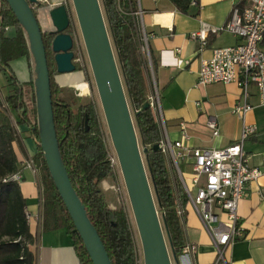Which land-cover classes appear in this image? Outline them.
I'll return each mask as SVG.
<instances>
[{
	"label": "trees",
	"instance_id": "trees-1",
	"mask_svg": "<svg viewBox=\"0 0 264 264\" xmlns=\"http://www.w3.org/2000/svg\"><path fill=\"white\" fill-rule=\"evenodd\" d=\"M171 1L183 13L191 16L198 14V0H194L195 4H192V0ZM100 3L136 134L143 149L157 210L163 217L172 255L179 258L183 254L185 237L184 227L175 212V198L177 195L183 196V189L177 181H173L168 160L158 147L160 128L154 109L147 105L150 76L148 60L141 51L140 21L135 14L139 1L100 0ZM244 5L245 0L240 7ZM33 11L38 18L35 8ZM6 27L11 28L13 33H8ZM40 27L50 75L56 135L72 186L84 204L111 264H139L135 229L127 209L124 206L111 209L100 188V182L113 171L108 160V134L98 106L95 101H90L74 109L59 97L60 88L54 80L58 72L52 49L53 39L58 32L53 26L47 28L40 23ZM64 32L72 36L74 52L71 19ZM149 52L154 68L150 48ZM24 56L32 59L26 33L6 0H0V72L4 74L7 87L4 94L0 92V264H37L36 254L30 249L36 244L37 235L30 231L25 215L26 200L19 182L4 181L20 170L16 149L21 154L25 153L17 129L20 124L28 126L38 147L34 160L43 185L42 230L64 228L72 240L78 264H93L55 188L39 146L34 72L33 79L22 83L10 66L11 61ZM75 58L74 54L73 61ZM74 64L75 71H85L79 64Z\"/></svg>",
	"mask_w": 264,
	"mask_h": 264
},
{
	"label": "crops",
	"instance_id": "crops-1",
	"mask_svg": "<svg viewBox=\"0 0 264 264\" xmlns=\"http://www.w3.org/2000/svg\"><path fill=\"white\" fill-rule=\"evenodd\" d=\"M138 1L154 58L153 75L169 139H182L187 147L221 149L240 137L245 122L255 127V133L243 145L248 164L261 167L264 155V105L259 103L255 87H250L246 103L251 108L246 111L243 121L234 112V107L244 101L242 90L236 82L209 85L198 82L201 61L210 58L214 48L243 43L242 38L220 29L230 18L236 0H198L196 16L181 12L171 0ZM60 2L38 1V6L34 8L39 22L42 20L41 25L47 28L52 26L47 13ZM202 24L218 28L217 32L208 33L204 46L189 38V33L199 29ZM11 30L9 28L7 32ZM179 59L184 61L182 66L178 65ZM10 66L20 82L30 80L27 57L11 61ZM2 80L5 91L7 87L4 78ZM210 117L218 123L219 135L216 137L206 126ZM181 122L185 123L186 137L181 133ZM17 129L25 151L21 154L16 149L20 161L19 185L26 200V210L32 215L30 231L37 235V242L30 249L36 254L37 264H78L72 240L64 228L38 232L35 216L41 210L39 187L36 174L25 166L28 157L38 155V147L26 124L18 125ZM189 162V158L181 160L183 170L191 168ZM246 186L248 195L239 202L237 209L244 235L225 249L227 264H264V172L257 179L248 181ZM184 237L185 241L195 245V253L193 256L183 253L180 264L215 263V247L191 207L186 210Z\"/></svg>",
	"mask_w": 264,
	"mask_h": 264
},
{
	"label": "water",
	"instance_id": "water-1",
	"mask_svg": "<svg viewBox=\"0 0 264 264\" xmlns=\"http://www.w3.org/2000/svg\"><path fill=\"white\" fill-rule=\"evenodd\" d=\"M6 2L26 33L33 59L39 146L50 177L92 263L111 264L105 246L72 186L59 149L46 52L40 23L33 11L38 0ZM72 4L108 133L118 158L142 246L143 262L172 264L100 0H72ZM48 14L52 26L58 32L52 42L57 72H74L73 38L64 32L70 24L68 9L60 4L51 7ZM161 220L164 224L162 216ZM174 261L180 264L179 258L174 257Z\"/></svg>",
	"mask_w": 264,
	"mask_h": 264
},
{
	"label": "built area",
	"instance_id": "built-area-1",
	"mask_svg": "<svg viewBox=\"0 0 264 264\" xmlns=\"http://www.w3.org/2000/svg\"><path fill=\"white\" fill-rule=\"evenodd\" d=\"M39 1V0H38ZM236 0L230 18L220 28L243 39V43L233 46L218 47L212 50L208 59H202L198 72V82L209 85L216 82H236L242 90L243 103L234 107V112L244 121V115L251 106L246 103L250 87H255L259 103L264 105V0ZM192 4H195L194 1ZM35 6V5H34ZM139 18L142 32L141 51L146 56L149 66L150 91L147 97L149 105L154 109L160 128L158 147L168 160L173 181H177L183 196L175 198V212L183 227L186 223V210L191 207L198 216L202 228L208 233L216 250L214 264L226 263L225 249L244 235V228L238 214V204L248 195L247 182L257 179L264 172V155L261 167H251L244 150L245 140L255 133V127L243 122L240 137L228 146L216 148H199L184 146L182 139L171 141L168 137L165 121L160 107L159 92L153 75L150 59L148 36L142 24L140 8L135 12ZM8 30V27L5 28ZM217 32L218 28L202 24L201 27L189 33L191 40H197L202 46L206 44L209 32ZM184 61L178 60L182 66ZM206 126L212 136L219 135L217 121L210 117ZM181 133L185 135V123H180ZM190 159V171L185 177L181 160ZM108 160L112 171H120L115 151L109 148ZM25 166L31 169L37 177L41 210L35 216L38 232L42 230L43 187L40 183L39 169L34 157L25 161ZM19 182L20 172L12 174L4 181ZM28 223L32 215L25 208ZM183 253H195V245L185 241Z\"/></svg>",
	"mask_w": 264,
	"mask_h": 264
},
{
	"label": "rangeland",
	"instance_id": "rangeland-1",
	"mask_svg": "<svg viewBox=\"0 0 264 264\" xmlns=\"http://www.w3.org/2000/svg\"><path fill=\"white\" fill-rule=\"evenodd\" d=\"M60 4H63L66 6V8L68 9V12L70 14V19L72 21V33L74 36V44H75L74 54L76 57L74 62L79 64L81 67H83L85 69V71L81 70V71H74V72H69V73L55 74L54 80H55L56 84L58 85V87L60 88L59 97L62 100L70 103L74 109H76L79 104H85V103H88L90 101H95L97 106H98V109L100 111L101 118H102L104 126H105V130L107 131V134H108V140H107L108 141V147L113 149L111 139H110V136L108 133L107 125L105 122L104 114L102 111L101 103H100L99 96L97 93L96 85H95L94 78L92 75L91 67L89 64L88 56H87V53L85 50V45H84L83 38H82L80 29H79L78 21H77V18H76L74 9H73L72 0H61ZM60 4H58V5H60ZM55 6H57V5H55ZM38 17H39V15H38ZM41 21L42 20H40V22ZM10 33H13V30H11ZM27 62H28L30 80H31V79H33V71H32L33 60L31 59L30 56L27 57ZM3 78H4V74L2 73V74H0V92L2 94H4V87H3V83H2ZM81 82H84L86 84L85 88H78L76 86L78 83H81ZM130 112L132 115L131 109H130ZM132 118H133V115H132ZM139 147H140L142 158H143V161L145 164L144 153H143V149H142L140 143H139ZM145 167H146V165H145ZM189 171H190V167H187L184 170L185 177L188 176ZM100 186H101V189L105 195L106 202L111 209H116V208H119L121 206H124L127 209L128 213L130 215V219L132 221L133 227L135 229L136 242H137L138 255H139L138 262H139V264H144L142 246H141L140 238H139V235L137 232L136 224L134 221L133 213L131 210L129 198L127 195V191L125 188V184H124L121 172L116 169L115 172H112V174L106 176L103 179V181H101ZM42 187H43V185H42ZM158 215L160 217L163 233H164V236L166 239L167 248L169 251L171 263L176 264L174 261V257L172 255L171 249H170L169 244H168L166 232H165V229H164V226H163V223L161 220V214L159 211H158ZM181 260H182V257L180 256L179 262H181Z\"/></svg>",
	"mask_w": 264,
	"mask_h": 264
},
{
	"label": "bare ground",
	"instance_id": "bare-ground-1",
	"mask_svg": "<svg viewBox=\"0 0 264 264\" xmlns=\"http://www.w3.org/2000/svg\"><path fill=\"white\" fill-rule=\"evenodd\" d=\"M78 88H85L86 84L84 82L78 83L76 85Z\"/></svg>",
	"mask_w": 264,
	"mask_h": 264
}]
</instances>
